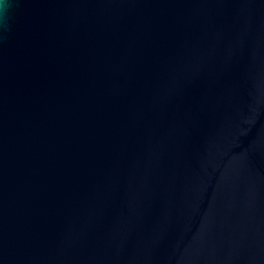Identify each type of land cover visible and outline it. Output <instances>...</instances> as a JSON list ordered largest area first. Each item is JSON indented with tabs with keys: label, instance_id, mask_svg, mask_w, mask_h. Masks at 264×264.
I'll return each instance as SVG.
<instances>
[{
	"label": "water",
	"instance_id": "water-1",
	"mask_svg": "<svg viewBox=\"0 0 264 264\" xmlns=\"http://www.w3.org/2000/svg\"><path fill=\"white\" fill-rule=\"evenodd\" d=\"M0 264H264V0H10Z\"/></svg>",
	"mask_w": 264,
	"mask_h": 264
},
{
	"label": "clouds",
	"instance_id": "clouds-1",
	"mask_svg": "<svg viewBox=\"0 0 264 264\" xmlns=\"http://www.w3.org/2000/svg\"><path fill=\"white\" fill-rule=\"evenodd\" d=\"M10 0H0V10L7 12L9 10ZM4 23L6 24L7 21L5 20Z\"/></svg>",
	"mask_w": 264,
	"mask_h": 264
}]
</instances>
